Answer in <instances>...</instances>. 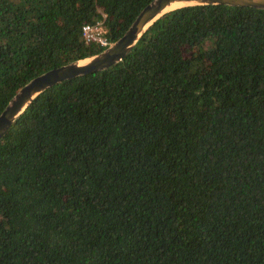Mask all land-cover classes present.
<instances>
[{"label":"trees","instance_id":"trees-1","mask_svg":"<svg viewBox=\"0 0 264 264\" xmlns=\"http://www.w3.org/2000/svg\"><path fill=\"white\" fill-rule=\"evenodd\" d=\"M153 0H0V115ZM0 264H264V10L177 9L0 141Z\"/></svg>","mask_w":264,"mask_h":264},{"label":"water","instance_id":"water-1","mask_svg":"<svg viewBox=\"0 0 264 264\" xmlns=\"http://www.w3.org/2000/svg\"><path fill=\"white\" fill-rule=\"evenodd\" d=\"M227 6L264 10V0H153L137 17L126 34L98 55L52 69L20 89L0 115V141L10 132L28 107L48 89L65 81L107 71L128 57L141 39L164 15L181 8Z\"/></svg>","mask_w":264,"mask_h":264},{"label":"built area","instance_id":"built-area-1","mask_svg":"<svg viewBox=\"0 0 264 264\" xmlns=\"http://www.w3.org/2000/svg\"><path fill=\"white\" fill-rule=\"evenodd\" d=\"M107 29L103 22H99L95 25H87L83 28V37L89 43H97L101 45L104 49L109 48L114 44L107 37Z\"/></svg>","mask_w":264,"mask_h":264}]
</instances>
